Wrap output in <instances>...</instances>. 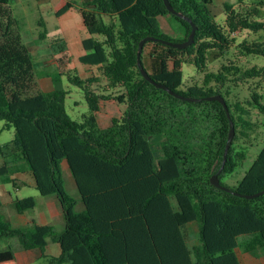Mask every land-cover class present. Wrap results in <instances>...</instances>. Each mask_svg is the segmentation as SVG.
I'll return each mask as SVG.
<instances>
[{"label": "trees", "instance_id": "16d2710c", "mask_svg": "<svg viewBox=\"0 0 264 264\" xmlns=\"http://www.w3.org/2000/svg\"><path fill=\"white\" fill-rule=\"evenodd\" d=\"M169 2L183 16L171 13L164 0H80L58 12L73 4L83 9L89 35L79 59L99 70L71 79L89 104L77 122L66 112L65 90L41 92L22 20L11 0H0V120L15 132L13 140L0 144L5 159L0 176L8 180V164L21 157L28 185L42 196H57L65 217L60 231L36 221L14 226L0 210V240L17 242L0 252V262L14 259L16 249L48 257L49 239L61 248L58 256H49L51 264H242L238 249L264 246V192L258 194L264 190V64L255 62L264 58V40L250 39L264 37V20L257 19L264 0L225 2V27L216 23L211 0ZM166 15L183 27V36L162 30L159 18ZM193 24L197 30L189 46L165 42L186 40ZM41 26L42 38L47 29L43 21ZM242 31L247 36L237 42L234 35ZM57 50H66L65 41L59 40ZM66 55L58 60L64 63ZM184 62L200 74L188 83ZM141 67L166 88L147 80ZM239 87L248 91L244 101L235 93ZM217 94L227 108L208 98ZM102 99L126 105L107 127L97 119ZM261 139L242 179L225 183L247 158V147L237 144ZM63 161L82 209L65 189ZM213 174L229 189L215 186ZM252 194L257 195L247 196ZM13 206L24 213L35 208L36 198L16 197ZM190 224L197 231L192 246Z\"/></svg>", "mask_w": 264, "mask_h": 264}, {"label": "rangeland", "instance_id": "374dc122", "mask_svg": "<svg viewBox=\"0 0 264 264\" xmlns=\"http://www.w3.org/2000/svg\"><path fill=\"white\" fill-rule=\"evenodd\" d=\"M19 1V2H18ZM11 0V5L13 8V13L16 17L22 20V33L23 38L27 46L31 49L34 54L35 59V70L37 80L39 82V88L41 92H50L56 89H63L66 91L65 96V108L66 112L69 115L70 119L73 121L81 122L83 121V116L89 112V104L85 97V92L83 89L76 84L71 82V79H74L75 76H80L82 78H88L92 75H98L99 70L96 65H87L80 61L79 57L81 54L85 53V49L83 45L77 48L78 44H74L73 46L76 48H72L70 50V55L67 53L65 57V62L62 63L58 59L66 53L56 52L54 49V44L57 43L58 40L54 38V32L50 31L46 35L45 38H40L39 31L42 28H38L37 25V2L31 1L30 5L29 1L26 0ZM229 3L237 4L238 0H225ZM249 0H246L248 2ZM259 0H255L258 2ZM28 7V8H25ZM210 8L215 16V21L217 24L225 27L226 13L222 4L219 3L218 0H213V3L210 5ZM36 10V11H35ZM29 11V12H28ZM40 11V10H38ZM28 12V13H26ZM48 10L44 12V15L47 19L57 22L65 19H72L76 23H80L82 21L81 14L74 10L72 17H64L60 18L56 12L50 13ZM41 16V14L39 13ZM61 19V20H60ZM259 20H264V4L262 5V11L260 16L257 18ZM168 17H162L159 21L161 23V27L164 31L168 32L170 36L176 37L174 21ZM78 21V22H77ZM70 35L73 33L72 29L69 28ZM84 31H74L73 35H83ZM86 32L83 36H88ZM236 41H242L246 36L247 32L242 31L240 34L234 35ZM250 39H262L264 37L260 36H251ZM57 62V63H56ZM256 63L264 64V58L260 57L255 60ZM215 66H218L216 64ZM183 81L185 83L190 82L194 78H198L200 74L197 73V70L194 65L184 62L183 63ZM105 82L101 81V85ZM99 84V83H98ZM98 84H94L96 87H99ZM235 93L240 96L242 101L246 100L248 97V91L245 90L244 87H239L235 89ZM126 109L125 104L116 103L114 100H101L100 101V110L97 114L98 123L101 127H107L112 123L113 117H120L124 110ZM15 136L14 128H5V122L0 120V144H5L13 140ZM233 141V140H232ZM249 143L241 144L239 142L237 144L238 147L243 145L247 147L248 154L247 158L244 162L234 171L233 174L227 175L223 178L224 182L228 185H235L242 177L245 175L246 171L251 167L253 161L257 157L260 152L263 141L257 140L253 142V145H249ZM13 157H7V160H12ZM5 159H3L4 161ZM3 165L2 158L0 157V167ZM9 168V180L4 181L5 175L0 176V201L2 202V206L0 208L1 212L5 216V218L10 221L14 226H20L32 222L31 219H36L40 223H42V215L40 208H42L43 204H46L49 201L55 200L57 201V197L55 195L52 196H42L39 190L32 185H28L29 173L26 169L28 166L26 162L21 157H15L11 163L8 164ZM64 183L66 191L75 197L79 201V205L81 206L80 194L75 185L71 170L66 161L61 163ZM20 170V178L18 180H13L15 176L18 175V171ZM12 172V173H11ZM11 179V180H10ZM28 196H34L36 198V206L34 209L26 211L24 213H18L14 206L13 200L16 197L24 198ZM58 202V201H57ZM58 207L61 209L60 203L58 202ZM83 208V207H82ZM79 209V208H78ZM60 216H57L55 220H58ZM43 223L53 224L58 230L62 231L65 228L64 218L62 217V222H56L54 220H48ZM186 231L189 233V244L192 246L196 240V228L193 225H189L186 227ZM16 240H13L12 247H16ZM53 246L58 247L57 244L52 243ZM17 250V249H16ZM22 250V249H21ZM40 251H27V257L25 264H51V260L46 256H40ZM24 261V260H23Z\"/></svg>", "mask_w": 264, "mask_h": 264}, {"label": "crops", "instance_id": "0c3cea01", "mask_svg": "<svg viewBox=\"0 0 264 264\" xmlns=\"http://www.w3.org/2000/svg\"><path fill=\"white\" fill-rule=\"evenodd\" d=\"M26 1H29V3H28L29 5H30L31 1H33V3H34V1L37 2V5H36L37 6V9H36L37 12L36 13H37L38 18H37L36 22H37L38 28L40 27V28H42V30L44 29L41 26V21H43L45 23V27L47 29V34L50 31H53L55 33L54 34L55 35L54 38L56 40H58L57 43L54 44V49H55L56 52H60V53L63 52V51H58L57 50L58 42H59L60 39L65 41L66 50H64V51H66V53H69L70 50H72V48L74 47L73 46L74 44H78V46H76L78 48L80 46V44H82V40L87 37V36H83L85 32L88 34V31H87L85 18H84V15H83V9L80 6L73 4L64 13H62V14L58 13L66 4L74 2V1H80V0H26ZM218 1H219L220 4H222V6H223V4L225 2H227L225 0H218ZM212 3H213V0H211L210 5ZM25 8H28V7L25 6ZM38 10H40V11H38ZM46 10H48V12H50V13L56 12L57 15L60 18H64V17H67V16L72 17L73 16L72 15L73 11L76 10V11H78L81 14L82 21L78 24V23L74 22V20H72L70 18V19H65V20H61L60 19L61 21L53 22V21H51V20H49V19H47L45 17L44 12ZM28 12H26V13H28ZM39 13L41 14V16L39 15ZM86 13H88L87 9H86ZM168 16H169L170 20H172V24H173V19L174 18L172 16L166 15L164 17L166 18ZM160 18L162 19V17H160ZM160 25H161V23H160ZM69 28L72 29L73 33H74V31H77V30L84 31V33H83V35H80V36L73 35V33L70 35ZM174 28H175L176 37L183 36L184 29L177 21L174 22ZM162 30L164 31L163 28H162ZM164 32H166V31H164ZM39 33H40V31H39ZM166 33H168V32H166ZM46 35L43 36L42 38H45ZM76 47H74V48H76ZM69 55H70V53H69ZM3 159L4 158H2V162H4ZM26 170L28 171V169H26ZM18 178H20V170L18 171V175L15 176V178H13V180H15V179L18 180ZM32 186H34V185H32ZM57 201L59 202V199ZM57 201H55V200L49 201L46 204H43L42 208H40V211H41L40 213L42 215V220H41L42 224H47V223H43V222H46L48 220H54L56 222H62V217L64 218V222H65L63 209H62V207H61V209H59ZM60 206H61V204H60ZM82 207H83L82 202H81V206L78 203L77 208L82 209ZM57 216H60V218L58 220H55V218ZM31 220L40 223L39 221H37L34 218L31 219ZM52 243H55V242L52 241L51 239H49L48 240V246H47V249L45 251V254L49 255V256H58L61 253V248H60L58 243H55V244L58 245V247H56V246L54 247ZM12 245H13V240H11V241L7 240V239L0 240V252L1 251H7V250L11 249ZM27 251H39V250H21V249H17L15 251V258L14 259L9 260V261L0 262V264H25V263H27L26 262ZM238 254H239V257H240V260H241L242 264H264V246L258 248L254 252H243L242 250L238 249ZM42 255H43V253L40 252L39 257L42 256Z\"/></svg>", "mask_w": 264, "mask_h": 264}, {"label": "water", "instance_id": "95a60500", "mask_svg": "<svg viewBox=\"0 0 264 264\" xmlns=\"http://www.w3.org/2000/svg\"><path fill=\"white\" fill-rule=\"evenodd\" d=\"M165 1V4L167 6V8L169 9V11L171 13H174V14H179L180 16H183L182 14L178 13L171 5V3L169 2V0H164ZM196 30H197V26L196 24H193V27H192V31L191 33L189 34L188 38L184 41H180V42H171V41H165L169 44H172L174 45L175 47H178V48H185L187 46H189L190 44H192L195 40V34H196ZM146 39H150V37H147L145 39H143L141 42H140V50H139V53L138 55L140 56L141 54V50H142V46H143V43ZM139 65L141 66V61L139 59ZM141 72L143 73L144 77L151 81V82H154L156 83L152 78L151 76L149 75V73L147 72V70L144 68V67H141ZM157 86L159 87H163V88H166V86L164 84H161V83H156ZM170 92L173 93V91L170 90ZM209 99H215V100H219L220 102H222L224 104V106L226 107V102H225V99L223 96H221L220 94H217V95H213V96H209L208 97ZM227 108V107H226ZM234 128L232 127L231 130H230V134H229V143L232 142L233 140V137H234ZM228 148H229V144H227L226 146V150H225V156H224V160L226 159V155H227V152H228ZM211 182L217 186V187H220V188H225V189H229L228 187L224 186L223 184H221L220 182V179L218 178L217 174H213L212 177H211ZM263 191L259 192L258 194H261L263 193ZM257 194H252V195H247L248 197H251V196H255Z\"/></svg>", "mask_w": 264, "mask_h": 264}]
</instances>
